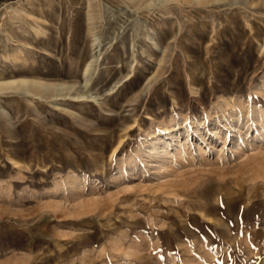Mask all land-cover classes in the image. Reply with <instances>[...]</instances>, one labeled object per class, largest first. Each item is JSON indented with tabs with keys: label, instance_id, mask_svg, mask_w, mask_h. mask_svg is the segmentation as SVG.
Masks as SVG:
<instances>
[{
	"label": "rangeland",
	"instance_id": "rangeland-1",
	"mask_svg": "<svg viewBox=\"0 0 264 264\" xmlns=\"http://www.w3.org/2000/svg\"><path fill=\"white\" fill-rule=\"evenodd\" d=\"M21 78L0 264H264V0H0Z\"/></svg>",
	"mask_w": 264,
	"mask_h": 264
},
{
	"label": "bare ground",
	"instance_id": "bare-ground-1",
	"mask_svg": "<svg viewBox=\"0 0 264 264\" xmlns=\"http://www.w3.org/2000/svg\"><path fill=\"white\" fill-rule=\"evenodd\" d=\"M185 1H192V0H185ZM211 2L212 0H196L197 3H206V2ZM92 63H88L85 69V73H88L90 70ZM49 83V82H48ZM45 84L42 82H36V81H29L28 79H7V80H0V91L5 90V89H12V88H21L24 90L29 91L30 89H54L55 91L61 92L64 88L62 86H58L55 84ZM20 90V89H19ZM35 90V91H36ZM44 95V94H43Z\"/></svg>",
	"mask_w": 264,
	"mask_h": 264
}]
</instances>
